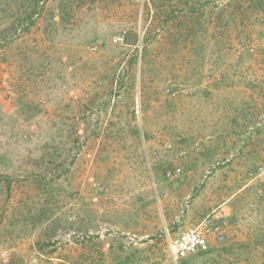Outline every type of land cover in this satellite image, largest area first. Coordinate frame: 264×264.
<instances>
[{
    "label": "rangeland",
    "instance_id": "374dc122",
    "mask_svg": "<svg viewBox=\"0 0 264 264\" xmlns=\"http://www.w3.org/2000/svg\"><path fill=\"white\" fill-rule=\"evenodd\" d=\"M219 207L178 264H264V0H0V264H176Z\"/></svg>",
    "mask_w": 264,
    "mask_h": 264
},
{
    "label": "built area",
    "instance_id": "2783aa9c",
    "mask_svg": "<svg viewBox=\"0 0 264 264\" xmlns=\"http://www.w3.org/2000/svg\"><path fill=\"white\" fill-rule=\"evenodd\" d=\"M116 39L122 40L121 38ZM170 174L169 171L168 175ZM227 216L226 209L219 207L202 220L192 223L180 231L179 234L174 236L168 234V249L172 260L178 264L189 255L208 251L213 241L222 242L226 234Z\"/></svg>",
    "mask_w": 264,
    "mask_h": 264
},
{
    "label": "trees",
    "instance_id": "16d2710c",
    "mask_svg": "<svg viewBox=\"0 0 264 264\" xmlns=\"http://www.w3.org/2000/svg\"><path fill=\"white\" fill-rule=\"evenodd\" d=\"M39 1V0H38Z\"/></svg>",
    "mask_w": 264,
    "mask_h": 264
}]
</instances>
